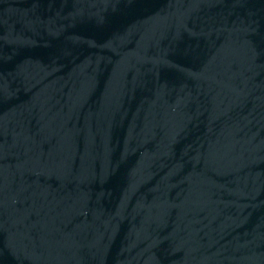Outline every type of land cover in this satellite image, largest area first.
<instances>
[{
  "label": "water",
  "instance_id": "water-1",
  "mask_svg": "<svg viewBox=\"0 0 264 264\" xmlns=\"http://www.w3.org/2000/svg\"><path fill=\"white\" fill-rule=\"evenodd\" d=\"M0 264H264V0H0Z\"/></svg>",
  "mask_w": 264,
  "mask_h": 264
}]
</instances>
